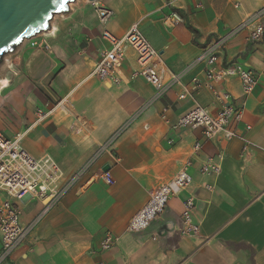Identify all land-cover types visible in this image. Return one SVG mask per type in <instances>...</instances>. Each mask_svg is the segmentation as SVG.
<instances>
[{"label": "crops", "instance_id": "obj_1", "mask_svg": "<svg viewBox=\"0 0 264 264\" xmlns=\"http://www.w3.org/2000/svg\"><path fill=\"white\" fill-rule=\"evenodd\" d=\"M97 2L112 11L105 26L97 22L90 2L75 0L51 21L52 35L35 36L47 43V50L31 48L27 40L0 62V82L7 81L0 89V134L8 139L23 135V150L53 162L60 184L112 139L108 151L37 220L6 264H264V36L249 44L251 26L237 30L264 8V0ZM173 12L182 23L168 27ZM132 25L159 62L181 74L182 85L198 78L199 91L181 100V86L157 95L140 79L117 86L87 79L107 47L102 30L121 38ZM234 30L219 64L239 62L255 73L257 85L248 95L237 77L209 83L202 66L194 63L213 38ZM134 67L135 54L128 50L123 76ZM57 103L53 113L36 121L37 110L48 112ZM226 104L243 109L241 122L230 124L235 138L228 143L221 135L206 140L199 130L173 128L195 106L215 115ZM195 142L202 145L200 160L223 154L220 173L202 175L200 162L192 161L187 189L170 198L146 231L127 232L152 192L191 160ZM104 168L110 184L102 178ZM188 197L195 200L198 232L193 236L180 232ZM6 200L0 191V205ZM48 201H16L21 224L38 218ZM107 232L118 241L101 251Z\"/></svg>", "mask_w": 264, "mask_h": 264}, {"label": "built area", "instance_id": "obj_2", "mask_svg": "<svg viewBox=\"0 0 264 264\" xmlns=\"http://www.w3.org/2000/svg\"><path fill=\"white\" fill-rule=\"evenodd\" d=\"M91 4L97 22L99 25L105 26L112 17V11L98 4L97 1ZM235 7H239L238 1L235 3ZM165 23L168 27H174L182 23V18L178 13L173 12ZM248 26H251L247 38L248 43H259L264 36V8L248 17L237 30ZM237 30L224 37L213 38L202 49L194 63L202 66L205 78L209 83H220L226 78L237 77L241 83L243 93L248 95L253 92L257 85L255 73L239 62L226 65L219 64L226 41ZM100 38L106 43L107 47L101 52L99 60L92 68L87 79L97 78L113 86L140 79L151 86L157 95L166 93L175 86H181L182 91L178 96L181 100L192 97L202 87V83L198 78H193L189 85H182L181 74L169 72L159 62L158 54L142 37L137 25H132L121 38L114 37L106 30H102ZM28 41L30 47L36 50H47L49 48L46 42L37 41L35 37L28 39ZM128 50H132L135 54V67L125 77L122 68ZM223 99L229 100V96L225 94ZM59 105L57 103L48 112L37 110L36 121L44 120ZM242 117L243 109L234 108L231 104L222 106L215 115L209 114L200 106H195L179 118L173 128L199 130L206 140L221 135L224 142L228 143L235 138V133L230 124L232 122L240 123ZM246 129L249 130V127H246ZM22 137L23 135L18 134L14 138L8 139L0 134V191L8 197V200L0 205V264L7 263L13 251L25 240L37 220L49 210L55 201L59 200L77 183L102 154L108 151L112 140L110 139L99 146L91 159L78 173L60 184L58 181L60 176L57 174V168L53 162L48 158L37 160L29 156L21 147ZM201 148V143L195 142L191 160L187 161L173 178L152 192L146 204L131 218L127 226V232L136 234L146 231L152 222L164 212L170 198L187 189L192 182L189 174L192 161L200 162L199 171L202 175L216 177L220 173L223 154L200 160ZM102 178L106 184L112 182L109 172H102ZM207 188L212 189L211 186ZM26 197L38 199L48 197L49 201L45 203L44 209L38 218L29 225L23 226L20 222V211L16 201H21ZM194 207V198H186L181 213L180 232L183 236H193L198 232V226L193 222L192 216ZM117 241L118 239L110 232L105 233L100 245L101 251L111 250Z\"/></svg>", "mask_w": 264, "mask_h": 264}, {"label": "water", "instance_id": "obj_3", "mask_svg": "<svg viewBox=\"0 0 264 264\" xmlns=\"http://www.w3.org/2000/svg\"><path fill=\"white\" fill-rule=\"evenodd\" d=\"M75 0H0V62L2 57L45 32L55 15L67 12ZM92 3L97 0H87ZM104 172L108 168H104Z\"/></svg>", "mask_w": 264, "mask_h": 264}, {"label": "bare ground", "instance_id": "obj_4", "mask_svg": "<svg viewBox=\"0 0 264 264\" xmlns=\"http://www.w3.org/2000/svg\"><path fill=\"white\" fill-rule=\"evenodd\" d=\"M74 2H75V1H74ZM56 16H61V14H59V15H55V16H53V18L56 17ZM53 18H52V20H53ZM50 24H51V23H50ZM54 31H55L54 27H53L52 25H50L49 30L46 31V32H41L40 35H45V34L52 35V34L54 33ZM23 42H24V40H23L21 43H23ZM19 45H20V44H19ZM6 87H7V81H6V80L1 81V82H0V89L6 88Z\"/></svg>", "mask_w": 264, "mask_h": 264}, {"label": "rangeland", "instance_id": "obj_5", "mask_svg": "<svg viewBox=\"0 0 264 264\" xmlns=\"http://www.w3.org/2000/svg\"><path fill=\"white\" fill-rule=\"evenodd\" d=\"M54 18H55V17H54ZM54 18H53V19H54ZM51 21H52V20H51ZM50 23H51V22H50ZM38 35H40V33H39ZM36 36H37V35H36ZM34 37H35V36H34ZM25 41H27V40H24V42H25ZM24 42H23V43H24ZM23 43H21L19 46H21ZM19 46H18V47H19ZM9 53H10V52H9ZM9 53L5 54V55L2 57V60H3V59H4ZM2 60H1V61H2ZM2 62H3V61H2Z\"/></svg>", "mask_w": 264, "mask_h": 264}]
</instances>
